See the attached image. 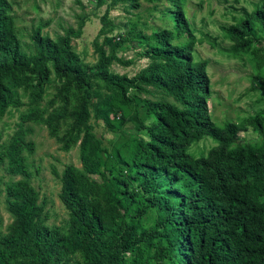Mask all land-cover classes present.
Listing matches in <instances>:
<instances>
[{
	"label": "trees",
	"instance_id": "obj_1",
	"mask_svg": "<svg viewBox=\"0 0 264 264\" xmlns=\"http://www.w3.org/2000/svg\"><path fill=\"white\" fill-rule=\"evenodd\" d=\"M131 1V7L138 5ZM163 1L170 4L166 13L171 28L137 34L144 38L141 55L148 63L127 76L109 70L119 61L114 50L122 38L107 36L113 29L108 9L92 39L96 59L88 65L70 44L81 34L82 18L54 38L41 33L46 22L37 23L25 51L13 29L11 7L0 0V115L21 105L18 89L27 91L33 106L21 120L45 124L62 150L77 143L80 163L79 168L65 164L56 175L67 219L54 227L45 224L43 201H38L20 155L30 144L16 134L0 152V163L6 158L5 172L19 176L3 187L11 222L0 234V264H264V143L238 137L246 128L257 134L264 130V108L236 122L212 121L206 62L193 60L190 44L172 42L175 32L188 26L185 0ZM220 30L230 43L226 55H253L251 83L264 85V0ZM53 82L60 104L44 114L36 105L44 86ZM94 82L106 92H97ZM148 87L173 102H143L150 121L144 123L135 110L132 119L147 140H129V155L122 156L116 145L108 151L87 129L88 120H101L113 131L123 118L114 124L108 113L118 120L134 103L128 91L146 93ZM69 96L74 102L70 109ZM66 118L69 122L57 136L58 123ZM203 137L213 145L192 155L189 146ZM145 219L150 220L147 226ZM75 253L78 259L71 260Z\"/></svg>",
	"mask_w": 264,
	"mask_h": 264
},
{
	"label": "rangeland",
	"instance_id": "obj_2",
	"mask_svg": "<svg viewBox=\"0 0 264 264\" xmlns=\"http://www.w3.org/2000/svg\"><path fill=\"white\" fill-rule=\"evenodd\" d=\"M11 10L13 29L20 41L23 50L28 51L30 44L28 34L33 26L39 22H46L41 29L42 34L54 38L62 33V29L71 26L76 27L79 18L83 19L81 34L77 38H71L72 50L80 61L91 65L96 59L92 47V39L100 26V17L105 9H108L107 18L113 29L107 34L112 41L122 38L115 48L114 54L119 61H113L109 70L127 76L134 75L144 67L148 60L141 55L144 44L140 36H149L154 30L171 28L170 18L166 10L170 8L167 1L150 2L136 0L138 5L131 7L133 1L119 0L111 4V0H102L97 4L96 0H6ZM262 0H185L182 7L183 15L188 22L187 28H181L175 32L172 40L180 46L191 45V53L194 61L204 60L205 71L209 80V97L206 100L210 118L216 125L225 121L236 122L238 118L247 117L264 108V85L258 86L251 83L255 71L253 55H245L241 58H232L226 55L224 49L230 44L222 36L220 26L231 24L243 13L250 12L254 5ZM101 41V37L98 38ZM108 50V47L105 48ZM258 61L262 59L257 58ZM121 62H128L126 65ZM56 83L44 86L36 107L43 110L44 114L60 104L54 97ZM97 92L105 93L106 90L100 82H94ZM21 105L9 107L0 115V152L4 151L12 138L19 134L23 143L30 144L22 147L20 155L23 156L30 173L29 182L38 193V201H43V212L46 216L45 224L48 226L62 227L67 219V213L58 199L60 187L59 175L65 164L80 167L78 159L77 143L70 145L65 151L60 148L61 143L48 134V128L40 121H22L20 115L33 105L28 103L30 96L27 91L18 89ZM134 96V103L126 108L127 114H121L116 120L108 113L109 122H118L113 131L106 128L101 120L93 117L87 122V129L93 132L102 141V145L108 149L118 146L120 154L128 155L132 149L129 140L134 137L147 140L142 129H135L132 119L135 110L139 117L145 114L142 106L145 101L164 100L173 102L171 97L165 96L158 90L150 87L147 92L128 91ZM49 100L52 102L49 103ZM68 108L73 107V99L69 96ZM144 123L150 119L143 117ZM69 120L59 121L57 136H60L66 128ZM241 142L264 143V130L257 134L250 128L238 132ZM112 145V146H109ZM213 141L203 137L192 143L188 151L198 156L204 154ZM6 158L0 163V234L6 230L11 222L10 214L4 207V183L16 180L19 176H9L5 172ZM53 171L56 173L54 174ZM97 179V176H92ZM150 220L142 221L148 225ZM71 260L78 259V254L69 256Z\"/></svg>",
	"mask_w": 264,
	"mask_h": 264
}]
</instances>
